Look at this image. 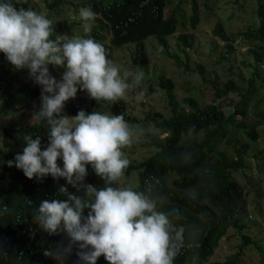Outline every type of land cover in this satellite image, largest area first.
I'll return each mask as SVG.
<instances>
[{
    "label": "trees",
    "instance_id": "16d2710c",
    "mask_svg": "<svg viewBox=\"0 0 264 264\" xmlns=\"http://www.w3.org/2000/svg\"><path fill=\"white\" fill-rule=\"evenodd\" d=\"M32 1L20 0L16 6L31 8ZM72 1L52 0L49 6L54 10L48 11L47 18L58 19L59 10L69 7ZM81 1L74 6L75 14L79 15L81 7L91 8L95 14L94 20L87 22L88 36L77 31L83 24L66 22L55 27L53 36L66 33L71 38L75 31V36L90 37L105 47L112 61L116 49L133 45V63L144 72V83L149 84L146 95L160 90L170 109V116L159 112L146 115L144 121L152 122L165 136L159 142H148L147 146L156 152L142 161L129 163L123 174L136 172L138 185L134 190L154 199L158 210L179 216L173 222L183 227V241L173 264H249L244 258L248 252L258 251L259 244L247 235L249 227L244 222L249 215L247 195L232 174L247 169L249 158L258 156L252 153L253 145L264 138V76L260 73L264 67V0H256L258 27L244 35L258 43L251 51L255 56L253 74L245 81L246 89L240 93L235 111L228 114L220 108L217 99L227 92H237L234 82H226L222 89L217 87L210 104L201 105L194 96L184 98L179 104L172 79L148 78L145 72L149 64L145 40L155 37L162 53L168 55V38L181 31L177 41L192 48L194 37L186 32L184 16L195 30L201 18L210 13L209 4L216 0H204L202 4L200 0H178L176 4L174 0ZM241 1L248 0L238 2ZM213 33L228 46L233 45V37L221 23L215 25ZM108 37L110 43H105ZM198 70L202 73L200 67ZM20 71L14 70L0 53V113L22 111L32 105L35 111L39 107V86L31 79L21 80ZM99 102L91 99L87 105L88 100L78 91L74 99L66 102L64 112L74 116L80 110L98 111ZM105 103L112 115H122L128 124H137L123 104ZM249 109L260 119L259 123L250 119ZM46 134V125L38 120L4 130L0 148V264H56L44 251L54 249L62 236L42 232L32 217L41 200L66 198V194L57 192L65 181H54L50 176L39 182L30 180L15 166L7 165V161L22 151L25 135H40L42 143H46ZM88 171L86 182L102 187L100 177L90 168ZM66 187L69 192H76L70 185ZM230 229L241 235V242L223 261L210 262ZM263 253L260 252L264 257ZM97 264L107 262L101 257Z\"/></svg>",
    "mask_w": 264,
    "mask_h": 264
},
{
    "label": "clouds",
    "instance_id": "9594fccd",
    "mask_svg": "<svg viewBox=\"0 0 264 264\" xmlns=\"http://www.w3.org/2000/svg\"><path fill=\"white\" fill-rule=\"evenodd\" d=\"M19 3L0 0V53L14 70H27L39 86V107L32 117L46 125L47 142L42 143L40 135H25L22 151L7 165L30 180L50 176L65 181L57 192L66 198L41 200L32 217L42 232L62 236L44 255L56 264H97L101 257L107 264H173L183 241V227L173 222L179 216L158 210L145 192L117 183L129 166L122 150L142 130L130 127L119 114L64 112L78 91L96 102L122 98L132 85L141 84L144 73L129 82V74L120 73L101 43L90 37L53 38L52 20L17 7ZM79 17L87 31L95 14L81 7ZM50 68L63 69L59 78ZM143 96L141 91L134 98L139 102ZM89 168L103 181L102 187L86 182Z\"/></svg>",
    "mask_w": 264,
    "mask_h": 264
},
{
    "label": "rangeland",
    "instance_id": "374dc122",
    "mask_svg": "<svg viewBox=\"0 0 264 264\" xmlns=\"http://www.w3.org/2000/svg\"><path fill=\"white\" fill-rule=\"evenodd\" d=\"M204 0H200L202 4ZM239 0H216L209 4L210 13L204 15L195 30H192L186 21V32L193 35V47L186 48L177 41L180 32L168 38L169 54H163L158 46L155 37H149L145 40L146 52L149 57V64L146 67L148 78H157L164 76L172 79L175 85V93L177 101L182 104L184 98L194 96L201 105L210 104L214 100L217 87L222 89L226 82H234L237 92H227V95L217 99L218 105L225 113L235 111V105L240 99V93L246 89L245 81L253 74L255 65V56L251 52L256 49L257 42L247 39L244 35L250 29L258 27V19L256 17V0H248L238 2ZM52 0H33L31 9L43 13L46 17L49 14L50 3ZM81 0H74L69 3V7H65L60 11L58 19L49 17L53 22L55 29L60 23L66 22L67 25L76 23L83 24L77 31L88 36V28L85 31V22L82 21L78 14H75L74 6L81 3ZM178 0H174L176 4ZM186 14L190 13L187 5ZM217 23H221L226 33L233 37L232 46H228L219 37L213 33ZM88 26V25H87ZM76 31V32H77ZM75 32V31H74ZM71 35L75 36V33ZM78 32V33H79ZM66 35L62 33L61 36ZM69 37V36H68ZM70 38V37H69ZM110 37L105 43H110ZM230 50V54L228 53ZM133 45H125L115 50V59L113 62L119 67L120 73L127 72L129 74L128 81L131 82L132 77L139 72H143L133 63ZM264 61V58H263ZM202 70V73L198 68ZM53 75L59 78V74L63 69L50 68ZM144 73V72H143ZM260 73L264 76V67L260 69ZM20 79L28 80L27 70L20 71ZM149 84L142 80L140 85H132L126 90L125 95L115 101L123 104L130 117L136 120L135 125L129 124L134 129L142 131L137 135L133 144L124 148L122 151L129 159V163L139 162L154 154L156 149L147 146L148 142H159L165 134L152 122H145L144 118L148 113H162L170 116L171 112L166 103L165 95L159 90L154 91L150 95H146ZM143 92V99L139 102L135 100V95ZM81 95L88 100L91 99L83 92ZM68 102V101H67ZM98 111L112 115L104 100L99 102ZM85 105V106H87ZM1 107V102H0ZM253 121L259 123L257 117L249 109ZM34 105L25 110L7 111L0 113V148L3 146V133L6 127L18 126L20 124H33L36 119L33 118ZM238 118H242L238 115ZM261 123V121H260ZM264 127V125H263ZM252 153L258 156L250 157L248 166L245 171L233 173V179L236 180L244 193L247 195L249 214L244 222L248 225L247 235L254 241H258V251L248 252V257L244 258L249 264H264V257L260 252L264 251V138L259 139L258 144L253 145ZM121 187L136 188L138 185V175L136 172H130L129 175H122L117 181ZM241 235L230 229L227 235L220 240L219 248L209 260L210 262L223 261L226 256L230 255L239 245ZM264 254V253H263ZM194 264V263H192Z\"/></svg>",
    "mask_w": 264,
    "mask_h": 264
}]
</instances>
